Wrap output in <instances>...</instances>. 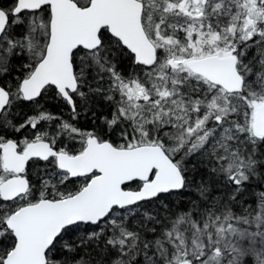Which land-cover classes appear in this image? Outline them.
<instances>
[{"label":"snow or ice","instance_id":"6c2138e0","mask_svg":"<svg viewBox=\"0 0 264 264\" xmlns=\"http://www.w3.org/2000/svg\"><path fill=\"white\" fill-rule=\"evenodd\" d=\"M0 264H264V0H0Z\"/></svg>","mask_w":264,"mask_h":264}]
</instances>
